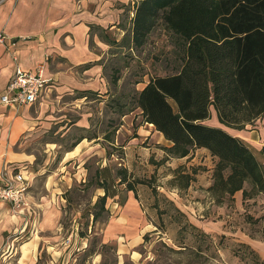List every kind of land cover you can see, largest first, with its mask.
Segmentation results:
<instances>
[{
  "label": "rangeland",
  "instance_id": "rangeland-1",
  "mask_svg": "<svg viewBox=\"0 0 264 264\" xmlns=\"http://www.w3.org/2000/svg\"><path fill=\"white\" fill-rule=\"evenodd\" d=\"M127 22L125 16L119 20L118 28L124 31ZM89 30L102 32L96 28ZM113 30L108 31L110 35H114ZM114 31L119 44L109 45L108 54L101 57L105 76L109 79L112 72L119 76L114 91L140 89L149 76L172 71L173 64L180 60V38L161 24L155 25L145 41L133 49L121 42L120 30ZM107 85L109 88V82ZM90 96L93 94L87 96L85 106L79 109L89 111L86 128L70 125L61 136L58 124L51 123L46 133L30 142L38 164L46 162V167L55 173L51 175L56 177L53 181L70 188L64 197L62 194L59 213L54 211L46 226H39L42 240L31 264H251V256L248 249L241 246L240 238L243 235L263 238L264 196L248 191L246 198H237L235 202L232 196L214 194L209 186L215 158L207 153H195L194 148L184 157H174L166 150L170 144L153 130L152 124L142 120L139 108H132L123 117L109 109V103L105 106L106 96ZM77 110L70 115L78 116ZM120 123L122 126H118ZM141 129L148 130L147 134ZM82 130L89 135L95 133L94 144L97 145H91L93 148L85 159L59 162L62 150L76 141ZM132 136L135 139L127 144ZM50 141L60 143V147L43 155L44 143ZM93 151L96 153L88 156ZM119 169L125 170L131 191L127 192L124 183L119 182ZM103 174L108 192L114 194L105 200V206L110 208L108 222L96 224L97 238L90 239L93 235L90 232L83 246L76 230L72 237L71 231L82 226L87 216L81 214L90 211L97 195L103 192L94 183ZM44 178L42 175L39 179ZM39 179L34 184L37 189L44 182ZM126 194L134 196L132 207L125 208ZM240 194L237 191L238 197ZM121 202L124 203L121 205ZM174 206L189 222L212 221L218 227L200 236L194 230L180 234V224L169 215L175 210ZM150 231L153 233L142 240V234ZM182 236L186 247L180 251L173 239ZM161 243L174 251L166 250ZM121 244L134 248H127L123 254Z\"/></svg>",
  "mask_w": 264,
  "mask_h": 264
},
{
  "label": "trees",
  "instance_id": "trees-1",
  "mask_svg": "<svg viewBox=\"0 0 264 264\" xmlns=\"http://www.w3.org/2000/svg\"><path fill=\"white\" fill-rule=\"evenodd\" d=\"M132 9L121 36L123 44L129 49L141 45L148 32L161 24L180 38L182 53L172 71L149 76L140 89L114 91L119 76L110 73L105 106L109 103V109L119 115L139 108L142 120L151 123L170 143L166 150L174 157L204 148L215 158L209 186L214 194L232 196L240 191L244 199L250 191L264 196L262 151H255L221 126L204 122L211 107L220 123L236 129L264 116V0H135ZM93 28L102 31L98 35L107 43L119 44L105 28L89 24V29ZM89 136L95 137V133L82 130L65 149ZM118 173L119 182L132 190L125 170ZM99 177L94 183L103 190L102 195L96 197L90 211L81 214L91 216V223L107 216L105 200L114 195L108 192L105 174ZM174 209L169 215L180 224L178 233L194 230L204 235L178 207ZM82 225L84 230L78 231L81 237L86 233L87 218ZM146 238L144 234L143 240ZM183 239H173L180 251L186 247ZM240 244L248 249L251 264L264 262L247 244Z\"/></svg>",
  "mask_w": 264,
  "mask_h": 264
},
{
  "label": "crops",
  "instance_id": "crops-1",
  "mask_svg": "<svg viewBox=\"0 0 264 264\" xmlns=\"http://www.w3.org/2000/svg\"><path fill=\"white\" fill-rule=\"evenodd\" d=\"M134 1L0 0V33L7 38L0 42V94L5 90L15 64L23 69H34L38 64H42V76L46 79L33 102L18 106L0 102V174L4 170L7 174L24 170L28 173L30 186L26 193L27 205L18 213H12L9 204L0 200V264H31L35 260L42 240L38 228L45 227L47 219L50 216L53 218L55 212L59 213L62 194L64 197L70 189L53 181L56 177L51 175L55 173L46 167V162L38 164L36 151L30 147L32 138L46 133L51 123L58 124L57 130H62L61 136L70 125L86 128L89 111L79 109L85 106L88 95L93 94L90 96L92 98L106 95L108 78L103 73L101 57L104 53L108 54L111 43H107L102 35H98L99 32H91L89 24L105 28L110 38L116 39L114 30H120L119 35L122 36L124 31L118 28V22L125 16L129 22L133 14ZM112 29L114 35L108 32L109 30L112 32ZM8 39L14 40L15 43L6 46ZM87 62L88 64H85ZM76 108L78 116H71L70 113ZM121 116L125 117V113ZM204 122L221 126L228 133L241 138L255 151H262L264 157V116L236 129L220 123L211 107L209 117L204 119ZM146 124L151 125L147 122ZM153 130L162 137L158 130ZM145 131L148 130H144V134H147ZM96 139V135L81 138L70 150L64 148L58 161L64 163L71 158L85 159L93 148L91 145H97L94 144ZM134 139L133 136L129 138L127 144L132 143ZM59 144L55 141L45 142L46 147L41 150L43 155L46 152L49 155L53 148L60 147ZM193 150L195 153H207L204 148ZM95 153L93 151L88 156ZM42 175H45V178L39 179ZM37 178L44 181L40 189L34 187ZM1 182L0 179V184ZM236 193L232 195L235 202L237 198L241 199ZM133 197L132 194H126L125 208L132 207L135 201ZM124 202H121V205ZM104 207L110 210L105 204ZM121 209L124 211V208ZM108 217L109 213L91 223V216H87L85 235L79 236L78 231L84 230L83 225H80L77 229L73 228L70 237L76 230L84 246L90 232L96 234L95 225L105 224ZM190 222L205 233L212 232L218 227L212 221ZM151 233L153 231L144 234ZM240 242L247 244L257 258L264 259V238L243 235ZM122 245L123 254L127 252V248H134L132 245ZM14 254L16 256L12 258Z\"/></svg>",
  "mask_w": 264,
  "mask_h": 264
},
{
  "label": "built area",
  "instance_id": "built-area-1",
  "mask_svg": "<svg viewBox=\"0 0 264 264\" xmlns=\"http://www.w3.org/2000/svg\"><path fill=\"white\" fill-rule=\"evenodd\" d=\"M7 39L0 33V42ZM15 42L8 39L6 46H11ZM46 79L42 76V64H38L34 69H23L15 64L10 74L5 90L0 94V102L18 106L24 103L33 102L43 88ZM28 173L24 170H16L7 174L2 171L0 174V200L6 201L12 213H18L26 207V193L29 187Z\"/></svg>",
  "mask_w": 264,
  "mask_h": 264
}]
</instances>
